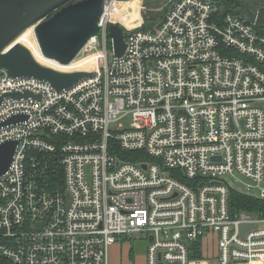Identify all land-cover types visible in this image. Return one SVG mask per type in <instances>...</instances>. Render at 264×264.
<instances>
[{
    "label": "built area",
    "instance_id": "built-area-1",
    "mask_svg": "<svg viewBox=\"0 0 264 264\" xmlns=\"http://www.w3.org/2000/svg\"><path fill=\"white\" fill-rule=\"evenodd\" d=\"M132 1L103 0L83 48L96 64L69 71L91 73L69 89L0 67V144L17 142L0 175V264H109L110 248L134 237L147 264H264V214L228 203V181L264 198L259 22L218 2L168 0L158 27L140 32ZM112 24L126 29L121 58ZM24 92L39 99L9 96ZM123 116L130 128L110 130Z\"/></svg>",
    "mask_w": 264,
    "mask_h": 264
},
{
    "label": "water",
    "instance_id": "water-1",
    "mask_svg": "<svg viewBox=\"0 0 264 264\" xmlns=\"http://www.w3.org/2000/svg\"><path fill=\"white\" fill-rule=\"evenodd\" d=\"M229 1L243 6L240 17L249 25L260 21L264 0ZM102 5L103 0H0V67L11 78H33L49 83L57 91L69 89L91 77L88 72H61L39 64L28 48L20 43H12L26 30L33 28L42 55L61 65H69L86 43L98 35L97 21L102 12ZM108 31L114 55L121 58L126 50L122 29L112 24ZM144 31L145 26L142 25L140 32ZM5 49L7 50L3 52ZM9 96L16 100L22 97L39 99L29 92L13 93ZM1 100L2 97L0 103ZM22 118L23 116H14L6 123L14 124ZM16 147V141L0 144V175L10 167ZM247 229L250 228H241V235Z\"/></svg>",
    "mask_w": 264,
    "mask_h": 264
},
{
    "label": "rangeland",
    "instance_id": "rangeland-1",
    "mask_svg": "<svg viewBox=\"0 0 264 264\" xmlns=\"http://www.w3.org/2000/svg\"><path fill=\"white\" fill-rule=\"evenodd\" d=\"M135 4L138 7H141L142 11L148 14V12H153V16H155L156 14H160L159 18L163 17V15L165 14V11L167 10V2L168 0H134ZM234 7L233 5H223L224 7ZM239 8V7H238ZM241 8V7H240ZM143 13V14H144ZM149 16V15H148ZM158 18V19H159ZM161 18L159 19V21L161 20ZM143 19V16H142ZM159 21L157 20L156 22H152V23H146L144 25H149V26H154L151 28H155V26H157V24L159 23ZM144 23V20H143ZM123 33H126V29L122 28ZM33 31V35L35 38V34H34V30ZM31 33V32H30ZM29 34V33H28ZM32 37V36H31ZM26 37H23V42H25ZM36 40V38H35ZM37 42V41H36ZM15 43H20V41H14L13 44ZM22 44V42L20 43ZM11 45V46H12ZM24 45V44H22ZM27 45V43H26ZM10 47V46H9ZM28 50L32 51L33 50V45L30 44L28 46ZM77 58V57H76ZM78 60H76V63L72 64V65H61V66H57L55 64H53L52 61L48 60L49 63H44L43 65L51 67L53 69H56L58 71H62V72H69V71H77V70H81V69H86L87 67H89L88 65L89 62H91V64H96V57L95 54H88V53H83L81 55V57L77 58ZM55 66L52 67V66ZM131 125V117L130 116H123L121 117L118 121L110 124L109 128L110 130H113L115 128H118L119 126L122 127V129H129ZM228 184L231 186L232 189L236 190L237 192H240L242 194H246V195H250V196H258L257 193L255 192H246L243 190H240L241 187L237 184L234 183L232 181H228ZM117 245L116 249L114 250L113 246ZM214 245L215 244H208L206 246L205 249V255L203 257L210 259L211 256L215 255L214 250ZM110 250H109V262L110 264H147V259H146V249H147V242L146 240L140 238V237H134V238H128L125 239L123 241H119L118 243L114 244ZM111 252V253H110Z\"/></svg>",
    "mask_w": 264,
    "mask_h": 264
},
{
    "label": "trees",
    "instance_id": "trees-1",
    "mask_svg": "<svg viewBox=\"0 0 264 264\" xmlns=\"http://www.w3.org/2000/svg\"><path fill=\"white\" fill-rule=\"evenodd\" d=\"M219 5H221L223 7V5H233L234 7H224V11L225 12H233V13H238L241 14L243 9L240 8L242 7L241 4H238L234 1H229V0H225V1H220L218 2ZM239 7V8H238ZM144 13V12H143ZM149 15V16H148ZM160 15V14H159ZM159 15L156 14L155 16H153V12H148V14L145 12L143 14V20H144V24L146 23H152V22H156L157 20L159 21ZM159 18V19H158ZM162 19V18H161ZM155 25V24H154ZM153 25V26H154ZM153 26H149V25H145L146 28L151 29ZM259 31L264 33V24L260 22L259 27H258ZM141 153L138 152H134V153H126V159H128L129 161H133V157L134 156H138ZM229 210L232 214L234 213H240V212H250L253 214H264V198H259V197H254V196H250V195H246V194H242L240 192H237L236 190L230 188L229 190ZM200 243L196 242L194 244L195 246V252L192 255V258L198 259L201 258V252H200Z\"/></svg>",
    "mask_w": 264,
    "mask_h": 264
},
{
    "label": "bare ground",
    "instance_id": "bare-ground-1",
    "mask_svg": "<svg viewBox=\"0 0 264 264\" xmlns=\"http://www.w3.org/2000/svg\"><path fill=\"white\" fill-rule=\"evenodd\" d=\"M133 2V4H135L134 2V0L132 1ZM131 8V7H130ZM132 13V12H131ZM132 18L134 19L135 18V16L134 15H132ZM33 28H29L28 30H26L24 33H22L18 38H17V41H20V43L22 42V44H24V46L26 47V48H28V46L30 45V44H32L33 45V50L32 51H30L31 52V54L33 55V57L38 61V62H40L41 64H44V63H49L48 62V60L49 59H46L44 56H42L41 55V53H40V51H39V48H38V45H37V42H36V40H35V38H34V35H33ZM31 32V33H30ZM29 33V34H28ZM26 37V40H25V42H23L22 40H23V37ZM32 36V37H31ZM94 40L92 39L91 40V42H93ZM90 42V43H91ZM26 43H27V45H26ZM85 52V49H83L82 51H81V53L79 54V55H77L76 57L77 58H79V57H81V55L83 54ZM75 59L72 63H71V65L72 64H74V63H76V60H78V59ZM50 61H52V60H50ZM53 62V64H55V65H57L58 63L57 62H55V61H52Z\"/></svg>",
    "mask_w": 264,
    "mask_h": 264
},
{
    "label": "flooded vegetation",
    "instance_id": "flooded-vegetation-1",
    "mask_svg": "<svg viewBox=\"0 0 264 264\" xmlns=\"http://www.w3.org/2000/svg\"><path fill=\"white\" fill-rule=\"evenodd\" d=\"M262 5L264 6V4H262ZM241 8L243 9V6ZM260 22L264 24V10L262 12H260V21H259V24H260Z\"/></svg>",
    "mask_w": 264,
    "mask_h": 264
},
{
    "label": "crops",
    "instance_id": "crops-1",
    "mask_svg": "<svg viewBox=\"0 0 264 264\" xmlns=\"http://www.w3.org/2000/svg\"><path fill=\"white\" fill-rule=\"evenodd\" d=\"M120 242H121V241H120ZM116 247H117V245L113 246L114 250L116 249ZM113 248H111L110 251H112ZM110 253H111V252H110ZM109 255H110V254H109ZM109 264H110V262H109ZM114 264H116V263H114Z\"/></svg>",
    "mask_w": 264,
    "mask_h": 264
}]
</instances>
